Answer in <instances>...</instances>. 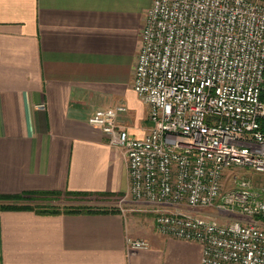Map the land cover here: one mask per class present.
Wrapping results in <instances>:
<instances>
[{"label":"crops","instance_id":"0c3cea01","mask_svg":"<svg viewBox=\"0 0 264 264\" xmlns=\"http://www.w3.org/2000/svg\"><path fill=\"white\" fill-rule=\"evenodd\" d=\"M151 3L0 0V194L127 190L121 148L87 118L122 102L119 124L149 131L132 78ZM127 237L149 248L131 250ZM193 243L159 232L146 209H0V264H199Z\"/></svg>","mask_w":264,"mask_h":264},{"label":"built area","instance_id":"2783aa9c","mask_svg":"<svg viewBox=\"0 0 264 264\" xmlns=\"http://www.w3.org/2000/svg\"><path fill=\"white\" fill-rule=\"evenodd\" d=\"M132 87L149 108L146 134L119 124L122 102L87 118L123 152L119 201L131 205L119 208L152 211L159 232L198 243L199 264H264V194L231 170L264 173V0H152ZM126 244L149 248L145 238Z\"/></svg>","mask_w":264,"mask_h":264},{"label":"rangeland","instance_id":"374dc122","mask_svg":"<svg viewBox=\"0 0 264 264\" xmlns=\"http://www.w3.org/2000/svg\"><path fill=\"white\" fill-rule=\"evenodd\" d=\"M139 97V96H138ZM140 98V97H139ZM141 99V98H140ZM126 106V104H125ZM127 107V106H126ZM233 173H237L238 175L244 176L250 180L251 184L255 187L256 191L262 195L264 194V173L257 172L250 170L248 168H241V167H233ZM20 203L24 204H31L32 207L39 208V209H63L65 207L71 206H80V207H89V208H97V209H112L115 207H119L118 205L121 204L122 206H130L131 202L126 201V204L119 201V197H101L97 194H90V193H78V194H70L67 192H61L58 194H51L46 195L43 197H27L19 201ZM199 211V210H198ZM202 213L210 214L216 217L220 221H227L233 218H240L239 215L236 213L228 214L225 211L218 210L214 207H206L200 210ZM260 223L264 225V218H260L258 220ZM180 240V239H179ZM183 241V240H182ZM187 244H192L193 242L185 241ZM194 244V243H193Z\"/></svg>","mask_w":264,"mask_h":264},{"label":"trees","instance_id":"16d2710c","mask_svg":"<svg viewBox=\"0 0 264 264\" xmlns=\"http://www.w3.org/2000/svg\"><path fill=\"white\" fill-rule=\"evenodd\" d=\"M58 193H60V192L30 190V191H24V192L14 193V194H0V209H3V208H35V207H32L30 203L29 204H27V203L22 204L19 201L22 199H25L27 197H34V198L35 197H43L46 195L58 194ZM67 193L78 194V193H82V192L68 191ZM36 209H39V208H36ZM65 209H68L71 211H83V210H90L92 208L80 207V206H71V207H65ZM40 210L49 211V209H45V208L40 209Z\"/></svg>","mask_w":264,"mask_h":264}]
</instances>
